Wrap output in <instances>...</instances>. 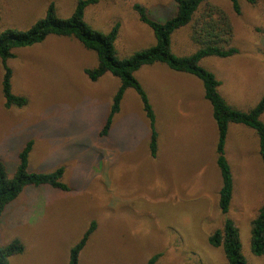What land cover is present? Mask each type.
<instances>
[{
    "label": "rangeland",
    "instance_id": "obj_1",
    "mask_svg": "<svg viewBox=\"0 0 264 264\" xmlns=\"http://www.w3.org/2000/svg\"><path fill=\"white\" fill-rule=\"evenodd\" d=\"M51 1L57 15L67 18L77 0H0V30H27ZM210 2L228 14L238 53L205 57L200 64L220 81L218 90L230 105L247 110L264 92V0L241 1L239 14L228 0ZM134 3L155 19L173 5L171 0H100L84 11V20L101 33L119 22V58L156 42ZM194 48L187 27L173 35L175 54ZM13 54L7 60L12 91L25 96L27 105L5 107L0 60V160L12 174L18 151L32 140L29 170L48 172L63 165L69 188L29 186L6 205L0 244L17 238L24 245L9 264H67L71 248L93 221L95 230L77 264H145L156 254L155 264H227L222 247L208 241L225 219L238 228L248 264H264V255L250 249V221L264 198L257 136L242 125L228 128L225 155L233 194L224 213L217 203L216 124L198 78L162 62L143 64L134 73L156 116L160 147L151 157L148 120L131 88L108 133L100 134L119 80L109 73L96 81L85 75L84 67L96 65L94 51L74 37L49 35L16 47Z\"/></svg>",
    "mask_w": 264,
    "mask_h": 264
},
{
    "label": "trees",
    "instance_id": "obj_2",
    "mask_svg": "<svg viewBox=\"0 0 264 264\" xmlns=\"http://www.w3.org/2000/svg\"><path fill=\"white\" fill-rule=\"evenodd\" d=\"M100 0H77L69 17L57 15L54 2H50L43 17L36 20L27 30L7 27L0 30V60L3 68L1 91L5 107H25L27 98L12 91V70L7 60L14 56L16 47H27L43 41L49 35L76 38L84 47L94 51L96 65L84 67L85 75L93 80L109 73L119 80L110 104V109L103 123L100 134L106 135L120 110L124 92L131 88L140 98L143 111L148 120V152L154 157L157 152L156 116L148 95L134 73L143 65L162 62L167 68L195 76L201 81L204 97L212 108V117L216 124L215 162L218 167L221 186L217 203L220 211L226 213L233 194V179L230 166L225 155V143L228 128L231 124H240L252 128L257 136L258 153L264 166V121L260 119L264 112V92L257 103L247 110L230 105L219 92L220 81L206 67L200 64L201 59L215 56L226 58L238 53L233 45L232 24L228 14L211 3L210 0H171L173 5L166 16L152 18L145 6L134 3L132 9L137 13L139 21L146 24L153 32L155 44L134 51L119 58L117 56L116 39L119 22L113 24L109 32L101 33L93 29L84 20V11L88 5L97 4ZM234 13H240V2L254 4L255 0H228ZM1 20V14H0ZM188 28L190 39L195 45L192 51L177 55L172 49L173 35L181 28ZM33 142L28 140L17 153V163L10 174L8 166L0 160V217L6 205L17 197L26 187L48 186L60 190H68L63 181L65 168L63 165L48 172L29 170V154ZM95 230V222H91L80 240L71 248L67 264H77L79 253L86 245ZM208 241L213 246H221L227 264H248L241 251L238 228L230 219H225L222 227L209 234ZM250 249L254 255H264V198L252 220L250 221ZM24 245L14 238L0 244V264H9L8 258L14 254H22ZM160 254L151 256L145 264H155Z\"/></svg>",
    "mask_w": 264,
    "mask_h": 264
},
{
    "label": "crops",
    "instance_id": "obj_3",
    "mask_svg": "<svg viewBox=\"0 0 264 264\" xmlns=\"http://www.w3.org/2000/svg\"><path fill=\"white\" fill-rule=\"evenodd\" d=\"M207 114H208V116H209V113L207 112ZM232 125H240V124H232ZM242 126H244V125H242ZM246 127V126H245ZM217 128V127H216ZM216 128H215V133H216ZM157 130V129H156ZM228 132V131H227ZM157 133H158V131H157ZM215 142H216V140H215ZM157 143H158V135H157ZM225 145H226V143H225ZM160 147V144H159V146H157V152H156V155H157V153H158V148ZM214 152H215V148H214ZM155 155V156H156ZM152 157V156H151ZM159 158H161L160 156H159ZM158 158V160L160 161V159ZM215 164H216V162H215ZM216 167H217V165H216ZM217 169H218V167H217ZM219 171V170H218ZM219 175H220V173H219ZM220 179H221V177H220Z\"/></svg>",
    "mask_w": 264,
    "mask_h": 264
}]
</instances>
